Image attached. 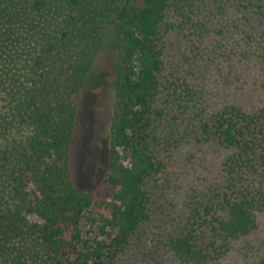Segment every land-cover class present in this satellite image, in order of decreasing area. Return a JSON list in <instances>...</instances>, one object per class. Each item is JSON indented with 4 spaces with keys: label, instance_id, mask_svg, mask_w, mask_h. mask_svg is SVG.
I'll return each mask as SVG.
<instances>
[{
    "label": "trees",
    "instance_id": "obj_1",
    "mask_svg": "<svg viewBox=\"0 0 264 264\" xmlns=\"http://www.w3.org/2000/svg\"><path fill=\"white\" fill-rule=\"evenodd\" d=\"M234 2L238 12L264 16V0ZM194 5L0 0V264H116L151 220L147 181L164 168L150 139L153 115L161 114L163 30L171 9ZM111 30L118 76L111 146L104 176L84 191L71 176L72 138L84 85ZM202 133L230 153L214 198L196 204L168 240L184 264H218L264 213V107L224 106ZM91 220L95 237L82 228ZM262 245L257 264H264V237Z\"/></svg>",
    "mask_w": 264,
    "mask_h": 264
},
{
    "label": "rangeland",
    "instance_id": "obj_2",
    "mask_svg": "<svg viewBox=\"0 0 264 264\" xmlns=\"http://www.w3.org/2000/svg\"><path fill=\"white\" fill-rule=\"evenodd\" d=\"M235 3L195 0L191 12L168 13L155 105L161 114L153 115L150 130L164 168L147 181L151 220L116 264H184L169 251L168 240L196 204L214 198L230 153L203 135V123L227 105L247 111L264 107V16L238 12ZM115 41L111 30L91 67L76 116L70 170L74 185L84 191L93 190L106 172L118 79ZM91 215L98 217L95 211ZM97 223L83 222L87 237L97 236ZM263 237L264 213H258L257 229L233 241L218 264H257Z\"/></svg>",
    "mask_w": 264,
    "mask_h": 264
}]
</instances>
